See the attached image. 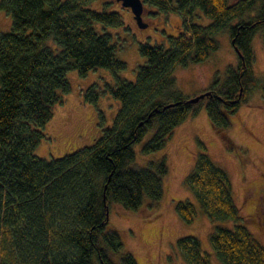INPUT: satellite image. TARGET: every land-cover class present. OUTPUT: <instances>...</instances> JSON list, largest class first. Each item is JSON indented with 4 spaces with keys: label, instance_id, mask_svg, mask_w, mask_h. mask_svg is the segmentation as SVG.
<instances>
[{
    "label": "trees",
    "instance_id": "16d2710c",
    "mask_svg": "<svg viewBox=\"0 0 264 264\" xmlns=\"http://www.w3.org/2000/svg\"><path fill=\"white\" fill-rule=\"evenodd\" d=\"M94 1L0 0L11 16V29L0 34V264H139L110 223V205L138 210L144 194L160 199L168 164L163 156L134 167V144L154 126L142 151L162 148L178 124L205 106L214 129L233 146L230 116L258 86L252 41L259 30L264 40V0H143L177 12L182 28L169 36L168 46L139 42L146 61L134 80L118 75L127 63L106 30L124 23L120 12L94 9ZM198 9L209 24L194 22ZM223 30L238 62L226 67L223 78L214 76L207 96L190 102L173 71L208 58L220 47ZM96 67L110 69L116 80L103 90L90 85L85 100L96 104L103 93L119 100L112 123L99 110L101 134L93 144L56 158L38 156L40 128L71 90L68 72L86 75ZM261 88L264 97V82ZM185 182L211 219L234 221L233 228L216 226L210 233L221 262L264 264V242L244 222L226 169L203 150ZM176 209L186 222L197 213L190 200H179ZM177 248L189 264H211L194 235L179 237Z\"/></svg>",
    "mask_w": 264,
    "mask_h": 264
},
{
    "label": "rangeland",
    "instance_id": "374dc122",
    "mask_svg": "<svg viewBox=\"0 0 264 264\" xmlns=\"http://www.w3.org/2000/svg\"><path fill=\"white\" fill-rule=\"evenodd\" d=\"M91 7L120 12L124 23L108 26L106 30L113 34L117 57L127 63L118 75L129 80L135 79L138 66L146 61L139 52V42L168 46L169 36L176 35L182 28L177 12L165 13L146 4L142 14L147 23L145 27L138 24L130 7L123 6L118 0H95ZM194 22L207 25L211 19L198 9ZM96 28L100 32L104 30L100 23ZM10 29L11 16L0 8V34ZM217 37L220 47L208 58L198 63L178 65L173 71L177 86L189 97L204 92L216 74L223 78L226 67L238 62L229 32L223 30ZM252 45L258 86L250 90L247 102L230 116L227 133L233 146H229L214 129L205 106L178 124L162 148L149 153L142 151L155 132L154 126H150L142 140L134 144V167L148 166L150 161L163 156L168 164L160 199L152 201L144 194L138 210L124 208L116 202L110 205V223L119 230L125 247L139 264H189L177 248V239L188 234L199 238L202 249L210 253L211 264H223L213 251L210 233L216 226L233 228L234 221L211 219L185 182V176L203 150L228 172L244 222L254 236L264 242V97L261 88L264 82V40L260 30L254 35ZM67 78L70 92L63 95L64 102L54 106L52 118L40 128L44 136L35 152L47 159L93 144L101 134L99 110L104 122L110 124L120 107V101L108 93H103L96 104L85 100L84 93L90 85L95 83L103 90L107 82L115 83L116 76L110 69L96 67L86 75L70 70ZM179 200H190L196 205L197 213L192 222H186L178 214L176 205Z\"/></svg>",
    "mask_w": 264,
    "mask_h": 264
},
{
    "label": "water",
    "instance_id": "95a60500",
    "mask_svg": "<svg viewBox=\"0 0 264 264\" xmlns=\"http://www.w3.org/2000/svg\"><path fill=\"white\" fill-rule=\"evenodd\" d=\"M121 2V4L125 7H130V9L133 12V15L135 17V19L137 20L138 24L141 27H145L147 25L146 22L143 21L142 18V14L144 11V6L145 3L143 0H118ZM209 94V91H204L202 93H200L199 95L193 96L189 98L190 102H196L198 101L200 98H203L205 96H207ZM174 103H169L166 106H170L173 105Z\"/></svg>",
    "mask_w": 264,
    "mask_h": 264
}]
</instances>
